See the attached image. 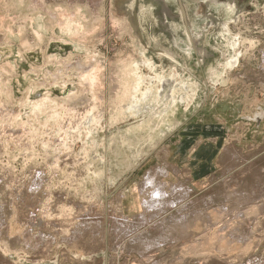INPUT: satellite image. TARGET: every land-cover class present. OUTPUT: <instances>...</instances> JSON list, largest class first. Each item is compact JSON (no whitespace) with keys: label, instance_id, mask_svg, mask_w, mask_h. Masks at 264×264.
I'll return each mask as SVG.
<instances>
[{"label":"rangeland","instance_id":"rangeland-1","mask_svg":"<svg viewBox=\"0 0 264 264\" xmlns=\"http://www.w3.org/2000/svg\"><path fill=\"white\" fill-rule=\"evenodd\" d=\"M0 264H264V0H0Z\"/></svg>","mask_w":264,"mask_h":264},{"label":"bare ground","instance_id":"bare-ground-1","mask_svg":"<svg viewBox=\"0 0 264 264\" xmlns=\"http://www.w3.org/2000/svg\"><path fill=\"white\" fill-rule=\"evenodd\" d=\"M165 8V7H164ZM166 14V13H165ZM165 17V16H164ZM144 64H146V65H148V66H152L151 64H150V62H144ZM158 77H159V79H161V80H164V78H161L159 75H158ZM163 84H165V82H161V87L163 86ZM173 91V90H172ZM145 93H147V95H149V93H151V91H145ZM145 93H143V95H141L142 96V99H144V101H145V99H146V96H145ZM158 93H159V91H157V96H159L158 95ZM135 96H137V94H135ZM133 100H134V98H132ZM180 101H182V100H180ZM133 103H135V105H133L132 103H131V107H127V112H129V111H131V112H134L135 114L136 113H138L139 111H138V106H140V104H141V102H133ZM132 106H134V108H132ZM158 171H160L161 172V174L159 175V176H162L165 172L164 171H161V170H159V169H157ZM163 170V169H162ZM157 171V172H158ZM159 172V173H160ZM164 172V173H163ZM151 174V173H150ZM149 174V175H150ZM166 175V174H165ZM150 176H153V175H150ZM155 176V175H154ZM157 177V176H156ZM154 179H152V178H150V177H147V179H145V183L143 184V185H145V186H143L144 188L145 187H147L148 185H153V183H154V181H153ZM141 186H142V184H141ZM182 186V185H181ZM184 187V186H183ZM167 188V187H166ZM181 188V187H180ZM177 191V190H176ZM179 191V190H178ZM142 193H143V191H142ZM161 193H162V191H161V189H159V190H157L154 194L152 193V195H154V196H156L157 198H158V196H161ZM142 195V194H141ZM163 195V194H162ZM168 197V196H167ZM19 198H21V197H19ZM176 198V197H175ZM139 199V198H138ZM156 199V198H155ZM155 199H153V201L155 200ZM23 200V199H22ZM161 200V199H160ZM20 201V200H19ZM184 201V200H183ZM164 206V205H163ZM23 207V206H22ZM89 210H91V209H89ZM15 211V210H14ZM143 217V216H142ZM187 218V217H186ZM193 218V217H192ZM124 223V222H123ZM130 224V223H129ZM132 224V223H131ZM145 224V223H144ZM119 227H120V224H119ZM162 227H164L163 225H162ZM118 230V229H117ZM127 230H128V228H127ZM188 230V229H187ZM123 232H125L124 230H123ZM128 232V231H127ZM75 233V232H74ZM129 234V233H128ZM14 238V237H13ZM75 239V238H74ZM134 243V242H133ZM165 243V242H164ZM152 246V245H151ZM147 248V247H146ZM191 255H193L192 253H191Z\"/></svg>","mask_w":264,"mask_h":264}]
</instances>
